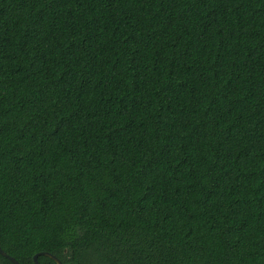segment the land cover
<instances>
[{
    "label": "trees",
    "instance_id": "trees-1",
    "mask_svg": "<svg viewBox=\"0 0 264 264\" xmlns=\"http://www.w3.org/2000/svg\"><path fill=\"white\" fill-rule=\"evenodd\" d=\"M0 247L264 264V0H0Z\"/></svg>",
    "mask_w": 264,
    "mask_h": 264
},
{
    "label": "water",
    "instance_id": "water-1",
    "mask_svg": "<svg viewBox=\"0 0 264 264\" xmlns=\"http://www.w3.org/2000/svg\"><path fill=\"white\" fill-rule=\"evenodd\" d=\"M0 253L7 257L9 260H11L12 262H14L15 264H21L19 263L14 257L8 255L6 252H4L1 247H0ZM44 255H47V256H50L52 259H54L56 261L57 264H62V262L56 257L54 256L53 254H50L48 252H42ZM39 255V253H36L34 256H33V259L35 261L36 264H39L38 261H37V256Z\"/></svg>",
    "mask_w": 264,
    "mask_h": 264
}]
</instances>
